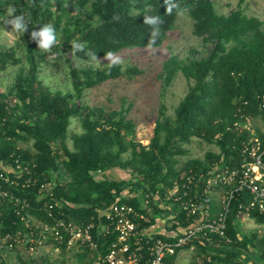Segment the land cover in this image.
<instances>
[{"label":"trees","instance_id":"obj_1","mask_svg":"<svg viewBox=\"0 0 264 264\" xmlns=\"http://www.w3.org/2000/svg\"><path fill=\"white\" fill-rule=\"evenodd\" d=\"M6 4L14 15L30 17L29 32L23 33L26 43L0 44V70L19 64L13 86L0 89V164H11L20 155L28 165L24 177L31 178L30 184L22 183L20 192L30 202L24 215L49 220L40 208L59 201L62 207L57 204L56 208L68 219L101 222L106 221L103 211L112 204L129 202L151 216V222L144 224L151 227L156 220L155 196L159 195V202L173 196L174 186L189 174L207 175L213 162L220 160L230 168L244 167L243 141L252 134L234 125L244 119L242 115L260 114L264 95L262 19L248 15L242 7L221 12L214 0H1L0 13L5 12ZM185 11L193 20V32L206 47L203 51L193 48L185 58L173 55L164 62L166 81L181 71L188 90L174 114L163 106L153 134L144 142L137 138L136 122L128 116V108L91 105L83 99L86 88L141 70L120 62L102 67L76 62H91L128 48L160 46ZM146 17L155 23H146ZM42 23L53 24L59 38L47 50L29 39L31 27ZM20 46H25L22 52ZM45 59L66 66L72 89L53 90L42 82L39 73ZM73 120L82 130L72 134L71 147ZM256 135L264 146L259 125ZM193 138L215 144L219 151H208L205 158H190L181 165L185 144ZM24 142L31 146H22ZM113 168L124 171L121 179L96 176V172ZM133 185L144 188L148 206L142 207L140 199L122 196ZM238 201L234 199L228 216L227 233L232 241L221 246L200 245L191 254V264H209L208 255L215 264H264V235L246 236L239 224L244 216L264 224V212L239 213ZM220 210L221 203L214 199L213 214ZM181 216L169 220L170 226L181 223ZM36 222L30 226L35 227ZM30 226L14 211L9 198L0 196V232L27 231ZM154 234L169 236L166 232ZM94 235L96 249L73 250L79 264H95L117 240L116 232ZM249 245L259 250L251 251ZM13 249L22 261L23 255L30 254L24 247ZM0 264H8L2 255Z\"/></svg>","mask_w":264,"mask_h":264},{"label":"built area","instance_id":"obj_2","mask_svg":"<svg viewBox=\"0 0 264 264\" xmlns=\"http://www.w3.org/2000/svg\"><path fill=\"white\" fill-rule=\"evenodd\" d=\"M259 112L256 117L242 115L244 119L234 125L252 134L243 141L242 169L224 166L221 160L215 161L207 175L189 174L182 183L174 186L173 196L156 203L157 211L164 212L168 222L182 215L181 223L169 227L167 238L150 232V227L144 224L151 222V216L129 202L112 204L103 211L106 221L101 222L78 223L68 219L56 208L57 204L62 207L59 201L40 208L47 213L49 220L38 221L33 215L26 216L23 211L30 202L20 192L22 183L30 184L31 178L24 177L28 165L20 155L11 164H0V196L9 198L14 211L26 224L30 226L37 221V225L30 226L27 231L0 232V246L10 249L24 247L30 254L48 247L60 251L62 245L94 250L97 248L95 232L98 235L116 232L117 240L108 252L95 260V264H175V258L169 256L178 254L180 250L197 253L200 245L230 243L232 239L227 233V224L234 199L239 200V213L264 212V146L256 135L257 125L264 132V95L259 103ZM215 198L221 203L218 214L212 211ZM157 213L153 214L155 218ZM206 258L209 264H215L212 255Z\"/></svg>","mask_w":264,"mask_h":264},{"label":"rangeland","instance_id":"obj_3","mask_svg":"<svg viewBox=\"0 0 264 264\" xmlns=\"http://www.w3.org/2000/svg\"><path fill=\"white\" fill-rule=\"evenodd\" d=\"M214 1L217 9L225 13L234 8L242 7L248 15L262 19L264 26V0ZM3 7L5 12L0 13V44L13 46L17 45L19 41L26 43L27 38L23 36V32L14 29L8 23L10 15H14V9L9 4ZM24 47L20 46L19 51L22 52ZM205 47L203 40L193 32L192 18L187 11L182 12L179 14L174 28L169 31L166 40L160 46L128 48L115 55L91 62L77 61L76 63L80 65L93 64L96 67L120 62L124 66H136L141 70L130 77L122 76L86 88L83 91V99L91 105H103L112 109L122 106L128 108V116L136 122L137 138L148 142L163 106L167 113L174 114L176 106L188 90L187 78L181 71L177 72L170 82L166 81L164 62L173 55L185 58L192 54L193 48L203 51ZM18 70L19 64L10 65L8 68L0 70L1 90L7 91L13 86ZM39 77L45 85L53 90L60 89L66 92L73 88L69 72L63 63L53 65L48 59L43 60ZM81 130L77 120H73L69 129L68 140L71 147H73L72 134ZM21 145L30 147L31 143L24 142ZM185 147L187 149L185 154L180 156L181 165L190 158H205L208 151H219V147L215 144H210L199 138H193L190 143L185 144ZM122 174L124 171L119 168H113L104 173L96 172L98 178L121 179ZM155 201H157L156 196ZM239 224L246 236L255 233H258L259 237L264 235V224L257 223L255 219L249 216H244ZM257 242L260 243L259 239ZM249 249L251 251L259 250L251 245H249ZM73 250L77 249L67 248L58 251L49 247L41 248L37 253L23 255L25 261H22L16 250L0 246V255L5 258L8 264H79V258ZM192 253L187 250H180L176 256L175 264H191Z\"/></svg>","mask_w":264,"mask_h":264},{"label":"clouds","instance_id":"obj_4","mask_svg":"<svg viewBox=\"0 0 264 264\" xmlns=\"http://www.w3.org/2000/svg\"><path fill=\"white\" fill-rule=\"evenodd\" d=\"M146 23H155V19L145 18ZM8 23L13 26L14 29L23 33L29 32L30 17L21 13L18 15H10ZM34 26V25H33ZM29 39L36 42L37 48L50 49L53 45L59 42L56 28L51 23L38 24V27H31L29 33ZM77 48L82 46L76 45Z\"/></svg>","mask_w":264,"mask_h":264},{"label":"crops","instance_id":"obj_5","mask_svg":"<svg viewBox=\"0 0 264 264\" xmlns=\"http://www.w3.org/2000/svg\"><path fill=\"white\" fill-rule=\"evenodd\" d=\"M144 188L138 187V186H130L129 189H126L123 193L122 196L128 197L130 199H140L142 202V207L148 206V199L145 194V191L143 190ZM141 195V196H140ZM157 202H159V196H156ZM217 201L220 202L218 198H215ZM147 200V201H146ZM146 202V203H144ZM169 206H167L168 208ZM157 216L156 220L154 222V225L150 227V232L152 233H168V229L170 226V222H168L166 215L164 212H159L157 211ZM169 225V226H168ZM177 256V255H176ZM176 260V257H175Z\"/></svg>","mask_w":264,"mask_h":264}]
</instances>
